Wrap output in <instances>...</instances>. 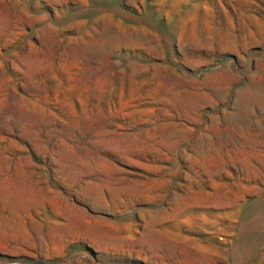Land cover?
Returning a JSON list of instances; mask_svg holds the SVG:
<instances>
[{
	"label": "rangeland",
	"instance_id": "rangeland-1",
	"mask_svg": "<svg viewBox=\"0 0 264 264\" xmlns=\"http://www.w3.org/2000/svg\"><path fill=\"white\" fill-rule=\"evenodd\" d=\"M0 264H264V0H0Z\"/></svg>",
	"mask_w": 264,
	"mask_h": 264
}]
</instances>
